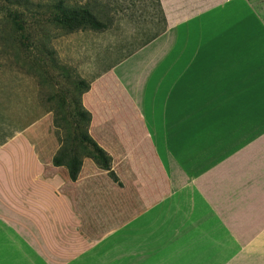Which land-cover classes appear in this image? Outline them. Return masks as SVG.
Wrapping results in <instances>:
<instances>
[{"label":"crops","instance_id":"obj_1","mask_svg":"<svg viewBox=\"0 0 264 264\" xmlns=\"http://www.w3.org/2000/svg\"><path fill=\"white\" fill-rule=\"evenodd\" d=\"M160 3L164 31L80 93L120 184L0 144V264H264V14Z\"/></svg>","mask_w":264,"mask_h":264},{"label":"rangeland","instance_id":"obj_2","mask_svg":"<svg viewBox=\"0 0 264 264\" xmlns=\"http://www.w3.org/2000/svg\"><path fill=\"white\" fill-rule=\"evenodd\" d=\"M117 2L125 8L112 13L107 28L67 32L45 22L15 29L9 23L7 5L0 0V121H4L0 137L22 128L14 134H25L46 158L60 147L73 146L81 158L89 153V146L81 142L86 122L74 99L89 80L136 49L159 27L145 18L151 8L137 2L132 5L129 0ZM251 3L264 14V0ZM124 198L127 203L136 201L129 194ZM82 230L100 232L99 227L88 225Z\"/></svg>","mask_w":264,"mask_h":264},{"label":"trees","instance_id":"obj_3","mask_svg":"<svg viewBox=\"0 0 264 264\" xmlns=\"http://www.w3.org/2000/svg\"><path fill=\"white\" fill-rule=\"evenodd\" d=\"M3 4L8 7L9 23L15 29L24 30L27 26H37L41 23H53L59 25L67 32L93 29L102 30L109 26L111 22V15L114 12L122 11L125 7L117 2V0H1ZM132 5L135 2L144 5L150 12L146 11L147 22L153 25H158V29L147 39H145L138 47L146 44L161 32L166 27V21L160 0H129ZM159 17L156 18V15ZM160 22V25L157 24ZM132 51L127 53L124 57L129 55ZM122 57V58H124ZM88 84H85V88ZM83 89V90H84ZM82 92V91H81ZM80 92V93H81ZM78 113L85 119L86 132L81 137V142H85L89 146V153L87 154L97 165L108 171L109 176L113 181H118V178L111 170V157L106 153L97 143L88 135L87 126L90 120V115L87 111L82 109L80 104V94L77 99ZM59 103V102H58ZM63 100L60 101V104ZM80 111V112H79ZM3 119V118H2ZM1 127L3 126V120ZM22 128H14L11 131L0 137V144L4 143L8 137H11L15 130ZM60 147L58 152L53 157L54 165H65L68 169V174L71 180H75L81 166V157L77 155L73 148Z\"/></svg>","mask_w":264,"mask_h":264}]
</instances>
